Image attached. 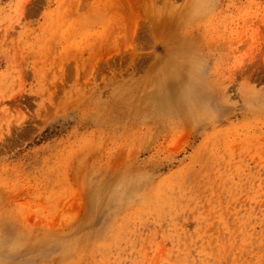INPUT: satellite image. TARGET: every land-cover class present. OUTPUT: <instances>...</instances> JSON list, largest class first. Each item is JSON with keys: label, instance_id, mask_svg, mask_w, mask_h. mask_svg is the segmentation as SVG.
Wrapping results in <instances>:
<instances>
[{"label": "rangeland", "instance_id": "374dc122", "mask_svg": "<svg viewBox=\"0 0 264 264\" xmlns=\"http://www.w3.org/2000/svg\"><path fill=\"white\" fill-rule=\"evenodd\" d=\"M0 264H264V0H0Z\"/></svg>", "mask_w": 264, "mask_h": 264}, {"label": "bare ground", "instance_id": "6f19581e", "mask_svg": "<svg viewBox=\"0 0 264 264\" xmlns=\"http://www.w3.org/2000/svg\"><path fill=\"white\" fill-rule=\"evenodd\" d=\"M173 54V53H172ZM174 55V54H173ZM187 55V54H186ZM172 57V56H171ZM174 57V56H173ZM176 57V56H175ZM175 59V58H174ZM188 59H190V58H188ZM187 60V59H186ZM175 61H176V59H175ZM191 63V62H190ZM195 62L193 61V64H194ZM173 65H174V63L172 64V67H173ZM191 70H192V68H191ZM169 71V70H168ZM186 81V80H185ZM185 81H184V83H185ZM189 81V80H188ZM187 81V82H188ZM192 81V80H191ZM190 81V82H191ZM197 81V80H196ZM189 82V83H190ZM188 83V84H189ZM196 83H198V82H196ZM186 85V86H182L181 87V89H180V92L178 93V102L180 103V101H182L183 103H186V102H188V101H197L198 100V98H199V93H198V95H196V93L195 92H193V90L191 91V89L193 88L194 89V87H192V86H190L189 87V85ZM193 84H195L194 82H193ZM199 84V83H198ZM196 86H197V84H196ZM198 87V86H197ZM191 88V89H190ZM171 93H174L173 92V90H172V92ZM170 95V94H169ZM174 95V94H173ZM176 95H174L173 97H172V95H171V98L170 97H166L167 98V100H173L174 99V97H175Z\"/></svg>", "mask_w": 264, "mask_h": 264}]
</instances>
